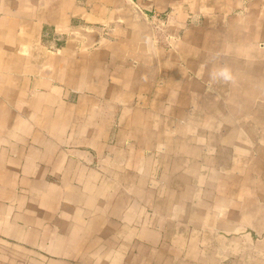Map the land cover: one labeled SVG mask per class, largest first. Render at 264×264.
Listing matches in <instances>:
<instances>
[{
    "label": "crops",
    "instance_id": "obj_1",
    "mask_svg": "<svg viewBox=\"0 0 264 264\" xmlns=\"http://www.w3.org/2000/svg\"><path fill=\"white\" fill-rule=\"evenodd\" d=\"M0 264H264V0H0Z\"/></svg>",
    "mask_w": 264,
    "mask_h": 264
},
{
    "label": "rangeland",
    "instance_id": "obj_2",
    "mask_svg": "<svg viewBox=\"0 0 264 264\" xmlns=\"http://www.w3.org/2000/svg\"><path fill=\"white\" fill-rule=\"evenodd\" d=\"M177 35L175 34V36H174V34H171L170 35V40H173V39H177V38H174V37H176ZM169 47L172 49V48H174L175 47V42H170V44H169ZM218 94H221L222 95V97H218V100H219V102H226L228 99L226 98V92L224 93V92H222V91H218L217 92ZM255 93H259L260 95H258V99L260 100V103H261V91L260 92H258V91H255ZM220 96V95H219ZM203 98H204V96H203ZM260 109H261V107H260ZM226 113H228V110H227V108L226 107H222V109L220 110V113H219V115H221V116H223V115H225ZM223 114V115H222ZM225 125V123H219L218 124V128H219V130L220 131H222V128H223V126ZM237 141H239V142H242V140L241 139H236ZM245 141V140H244ZM227 142H228V140H225V139H223L222 140V143H224V146L225 147H227L226 146V144H227ZM247 143V142H246ZM240 144V143H239ZM223 146V145H222ZM247 146V145H246ZM234 147L235 148H240V146L238 147L237 146V144H234ZM260 147H259V143H252V142H250L249 143V148L247 149V148H244V149H246L245 151H248V152H244L243 151V149H242V151L240 150L239 152H236V150H235V155H234V157H235V168H240V166H242V165H240V160L241 159H244V163H245V160L247 159V157L249 156H247V155H245V153H248V154H250V156H251V158H252V162H255V163H259V161L261 160V150L259 149ZM226 149H224V151H225ZM237 153H239V154H237ZM256 153H258V155L256 154ZM231 155L232 154H230V155H228V157H229V159L231 158ZM227 165H229V163H227V164H225V166H224V168L227 166ZM249 165H243L241 168H242V170L240 169V170H235V181L236 182H240V180H241V176L242 175H245V173H246V168L248 167ZM223 168V169H224ZM222 173H225V171H223ZM255 188V190L253 189V191L255 192H257V191H259L256 187H254ZM194 189H196V188H194ZM193 189V190H194ZM199 189H201L202 191H201V195L204 197V196H208V194H209V188L208 187H201V188H199ZM246 190H248V189H246V188H243L242 186H240V184H239V186L237 185V186H232V187H230V185H228V186H226V187H223V186H221V187H219L218 189H217V191H218V193H221V194H225L226 193V195H225V197H228L229 199H230V197H231V193L234 195V196H238V197H235L234 198V205L235 204H237L238 202H239V199L240 198H242L243 196H244V194H246L245 193V191ZM232 191V192H231ZM188 192V191H187ZM189 194H190V192H188ZM214 193H215V191H214ZM230 196V197H229ZM224 204V203H223ZM222 203H220V202H218V204H212L211 206H212V211H213V213H214V211L216 210L217 212H218V214H217V216H218V221H219V217L221 216L222 217V215L224 214V211L226 210L225 208V205H223ZM206 205V203H202V207L204 208V206ZM210 204L207 206V208H205V209H209L210 207ZM223 206V207H222ZM187 208V207H186ZM221 214V215H220ZM167 217H171V218H169V219H171V221H170V223H178L177 222V220H175L174 218V216L173 215H168ZM173 218V219H172ZM256 237H257V239L258 240H261V232L260 233H258L257 232V234H256Z\"/></svg>",
    "mask_w": 264,
    "mask_h": 264
},
{
    "label": "clouds",
    "instance_id": "obj_3",
    "mask_svg": "<svg viewBox=\"0 0 264 264\" xmlns=\"http://www.w3.org/2000/svg\"><path fill=\"white\" fill-rule=\"evenodd\" d=\"M232 78L233 77L231 74V70L227 67H222L213 73L214 80L219 79V80H223L224 82H228L231 81Z\"/></svg>",
    "mask_w": 264,
    "mask_h": 264
}]
</instances>
